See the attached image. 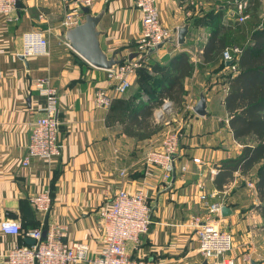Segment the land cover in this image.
I'll return each instance as SVG.
<instances>
[{"label":"crops","instance_id":"crops-1","mask_svg":"<svg viewBox=\"0 0 264 264\" xmlns=\"http://www.w3.org/2000/svg\"><path fill=\"white\" fill-rule=\"evenodd\" d=\"M220 1L157 0L162 23L176 34L152 52L151 67L136 73L130 90L109 108L94 104L96 89L108 86L107 71L91 65L63 41L67 29L61 26L62 0H18L12 14H0V223L17 221L24 231L38 226L44 216L35 210L30 197L49 188L54 204L48 220L67 225L68 240L86 242L98 254L100 209L108 207L118 191L122 170H127L129 190L141 186L149 142L162 133L150 134L156 127L152 117L133 126L130 119L146 110L155 100L153 95L161 91L162 67L172 66L179 73L189 61L194 65L191 74L180 81L170 78L167 85L174 94L183 85L185 101L192 97L195 104L204 93L209 114L185 113L177 107L184 135L173 179L170 186H150L153 222L138 244L128 245L129 252L154 264H211L198 252L190 219L205 214L210 205L221 204L233 209L229 216L221 213L222 227L233 233V256L240 262L249 253L251 263L239 264H264V200L258 177L262 163L248 169L226 165L243 153L246 143L254 146L257 141L235 134L227 107L232 69L213 61L219 42L235 40V31L246 20L237 23L235 9ZM259 1V17L264 21V0ZM90 8L93 13L106 10L101 27L106 31L103 47L110 55L118 51V58H128L136 53L142 15L135 0H94ZM186 23L191 25L187 42L179 45L178 29ZM33 30L46 31L49 53L26 58L21 54L24 36ZM182 53L186 55L181 58ZM39 78L49 79L60 92L62 154L51 163L33 157L29 165H23L30 125L45 114L46 98L33 88ZM142 118L144 115L138 116V120ZM199 184L204 186L201 191ZM202 192L207 195V205L199 198ZM27 238L0 232V252L29 244ZM0 264H6L1 256Z\"/></svg>","mask_w":264,"mask_h":264},{"label":"built area","instance_id":"built-area-1","mask_svg":"<svg viewBox=\"0 0 264 264\" xmlns=\"http://www.w3.org/2000/svg\"><path fill=\"white\" fill-rule=\"evenodd\" d=\"M190 1L193 3L194 0ZM62 2L65 13L61 26L70 29L84 20L83 7H91L94 0ZM135 4L142 15V30L136 46L137 55L132 59L126 57L115 69L107 70L108 86L96 89L94 96L96 107L109 108L116 98L126 94L137 70L149 62L154 50L172 40L176 34L173 29L162 23L157 0H135ZM17 5L18 0H0V14H12ZM248 7L249 0L238 3L235 11L239 15V21L243 22L249 17ZM47 32L49 33V30ZM63 41L68 44L65 39ZM179 49L185 50L182 47ZM238 52L239 48L236 45L227 47L223 52V61L226 64L233 61V64L229 65L233 75L237 71L234 53ZM48 53L49 39L46 31L33 30L25 34L24 49L21 53L24 57ZM33 88L44 96L47 102L43 107L45 114L36 118L30 125L26 150L21 158L23 165H29L33 157L51 163L62 154L59 139L61 122L58 118L60 92L47 78L34 81ZM194 105V99L190 97L184 102L182 109L185 113H190L194 111ZM175 106V102L169 97H163L161 101L155 103L156 117L153 115V121L156 125H162L163 120L165 126L160 136L149 142L144 158L147 166L144 182L137 190H129L125 182L127 170L121 171L122 181L118 191L109 206L100 209L98 213L102 229L98 254H94L86 242L68 240L67 225L48 220L54 199L51 190L45 188L30 197L35 210L44 216V220L38 226L24 231L20 222L4 220L0 223V232L5 235L30 237L36 240L34 244H17L5 253L0 252L6 264H154L143 256L132 255L128 245L138 244L141 237L150 231L153 222L150 186L154 183L171 185L184 135L183 120L179 118L178 111L175 112ZM172 111L175 112L173 120H164ZM195 162L199 163L200 159H195ZM182 169L185 171L186 165ZM249 185L254 186L252 182ZM198 188L201 191L204 186L199 184ZM199 198L207 205L206 193H200ZM221 208V204H213L205 214L191 217L190 225L195 228L198 252L211 264L251 263L249 253H244L240 262L233 256L234 237L230 230L222 227Z\"/></svg>","mask_w":264,"mask_h":264},{"label":"trees","instance_id":"trees-1","mask_svg":"<svg viewBox=\"0 0 264 264\" xmlns=\"http://www.w3.org/2000/svg\"><path fill=\"white\" fill-rule=\"evenodd\" d=\"M242 1L244 0H221L220 2L225 4L227 8L236 9L238 3ZM258 4L260 6L259 0H249L247 9L249 18L244 22V26L240 24L238 30L235 31L237 35L235 40H230L231 42L228 41V43L224 40L219 42V45L216 46L217 54L213 61L216 63H221L222 61L225 64L223 51L229 46H238L239 52L234 53L237 73L234 72V75H231L230 92L227 98V107L231 112L230 123L238 137L256 140L257 144L251 146L250 143H246L243 153L238 158L227 161L226 165L231 169H248L256 163H262L258 171V177L259 191L261 198L264 200V21L259 17ZM238 16L237 14V18ZM237 23L242 22L239 21ZM212 43L214 44V42ZM185 52L187 53L186 50ZM186 53H182L181 58ZM207 61H212V59L207 56ZM185 64L179 73H176L172 66L162 67L164 77L160 82L164 86L160 88L161 91L153 95L155 100L149 104L146 110L140 113L141 115H132L130 119L131 126L146 123L153 116L155 103L161 101L163 97L171 98L178 107L183 108L185 102L184 86L181 85L178 92L174 94L173 90L169 89L170 86L167 85V81L170 78H178L180 81L187 74H191V71L194 70V65L189 63V61ZM150 67V63H146L137 70V73ZM143 115L144 118L141 121L138 120V116L143 117ZM163 129L164 126L156 125L155 130L152 133L150 132V134H159ZM127 130L131 134H137L130 127H127Z\"/></svg>","mask_w":264,"mask_h":264},{"label":"water","instance_id":"water-1","mask_svg":"<svg viewBox=\"0 0 264 264\" xmlns=\"http://www.w3.org/2000/svg\"><path fill=\"white\" fill-rule=\"evenodd\" d=\"M85 13L84 20L80 21L76 26L67 29L65 33V40L69 46L79 53L84 59H86L91 65L103 70L115 69L123 62L126 57L118 58V51H115L111 55L103 47V37L106 31L102 29L101 22L106 13L103 9L98 13H93L90 7H83ZM190 23H186L178 29V44L185 45L187 42V36L190 31ZM162 44L159 46L161 47ZM137 53L129 55V59L135 57ZM233 64V61L227 63L229 66ZM194 112L201 116L209 114L208 102L206 95L201 94L198 102L193 108ZM233 212L230 206L224 205L222 207V214L229 216ZM46 235V232H44ZM29 244L36 242L33 238H27Z\"/></svg>","mask_w":264,"mask_h":264},{"label":"rangeland","instance_id":"rangeland-1","mask_svg":"<svg viewBox=\"0 0 264 264\" xmlns=\"http://www.w3.org/2000/svg\"><path fill=\"white\" fill-rule=\"evenodd\" d=\"M175 105H176V104H175ZM175 107H176V108H175ZM175 107H174V108H175V112H176L178 106L176 105ZM155 110H156L155 107H153V115H154V117H156V115H155V112H156V111H155ZM175 112H174V111L169 112V114L164 118V120H165V119H168V120L171 119V120H173V118H174L173 116L175 115ZM171 113H172V114H171ZM152 118H153V116H152ZM161 123H162V126H165V125H164L165 122H164L163 120H162ZM155 125H156V124H155ZM159 125H160V124H159ZM178 158H179V157H178ZM221 209H222V208H221ZM221 212H222V211H221Z\"/></svg>","mask_w":264,"mask_h":264}]
</instances>
